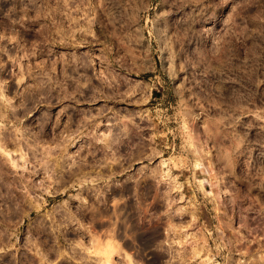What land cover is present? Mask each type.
<instances>
[{"label": "rangeland", "instance_id": "rangeland-1", "mask_svg": "<svg viewBox=\"0 0 264 264\" xmlns=\"http://www.w3.org/2000/svg\"><path fill=\"white\" fill-rule=\"evenodd\" d=\"M1 93L0 264H264V0H0Z\"/></svg>", "mask_w": 264, "mask_h": 264}, {"label": "bare ground", "instance_id": "bare-ground-1", "mask_svg": "<svg viewBox=\"0 0 264 264\" xmlns=\"http://www.w3.org/2000/svg\"><path fill=\"white\" fill-rule=\"evenodd\" d=\"M40 83H41V82H40ZM36 85H37V84H36ZM38 88H39V87H38ZM48 91H49V90H48ZM0 98L6 100L5 96H4L2 93L0 94ZM32 102H33V101H32ZM2 109H3V108H2ZM1 114H2V113H1ZM1 114H0V115H1ZM13 116H14V115H13ZM0 118H1V117H0ZM0 123H1V122H0ZM3 135H4V134H3ZM66 140H67V139H66ZM4 141H5V140H4ZM5 143H6V142H5ZM72 144H73V143H72ZM3 148H4V146H3ZM3 148H1V146H0V151H1L2 153H4L5 156L10 157V154H9L7 151H4ZM11 160H12V158H11ZM13 162H14V161H13ZM14 163H15V162H14ZM3 164H4V163H3ZM15 165H16V167H18L16 163H15ZM5 167H6V166H5ZM0 168H1V167H0ZM106 246H107V247H110V244L107 243ZM105 248H106V247H105ZM107 250H109V249H107Z\"/></svg>", "mask_w": 264, "mask_h": 264}, {"label": "flooded vegetation", "instance_id": "flooded-vegetation-1", "mask_svg": "<svg viewBox=\"0 0 264 264\" xmlns=\"http://www.w3.org/2000/svg\"><path fill=\"white\" fill-rule=\"evenodd\" d=\"M39 125H41V122H38Z\"/></svg>", "mask_w": 264, "mask_h": 264}]
</instances>
